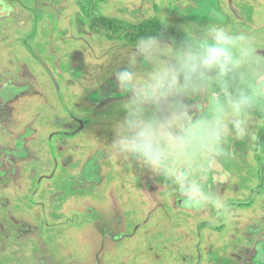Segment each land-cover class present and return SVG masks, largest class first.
<instances>
[{
    "label": "rangeland",
    "instance_id": "obj_1",
    "mask_svg": "<svg viewBox=\"0 0 264 264\" xmlns=\"http://www.w3.org/2000/svg\"><path fill=\"white\" fill-rule=\"evenodd\" d=\"M0 1V89L15 94L0 99V264H264V117L203 182L221 211L108 150L127 102L115 73L143 33L220 24L264 55V0ZM41 121L85 126L66 148Z\"/></svg>",
    "mask_w": 264,
    "mask_h": 264
},
{
    "label": "clouds",
    "instance_id": "obj_2",
    "mask_svg": "<svg viewBox=\"0 0 264 264\" xmlns=\"http://www.w3.org/2000/svg\"><path fill=\"white\" fill-rule=\"evenodd\" d=\"M181 30L179 41L143 36L126 53L115 80L127 102L108 150L162 174L187 207L221 211L225 202L203 182L229 156V136L257 139L250 112L264 99V55L251 36L220 24ZM200 103L210 105L207 114L199 112Z\"/></svg>",
    "mask_w": 264,
    "mask_h": 264
},
{
    "label": "crops",
    "instance_id": "obj_3",
    "mask_svg": "<svg viewBox=\"0 0 264 264\" xmlns=\"http://www.w3.org/2000/svg\"><path fill=\"white\" fill-rule=\"evenodd\" d=\"M1 2V1H0ZM5 4V3H4ZM4 6V5H3ZM1 4H0V13H2V7H3ZM6 9H8L7 7H6V4H5V6H4ZM8 14H10V13H8ZM3 15H7V14H0V16H3ZM28 54H30L28 51H27V53H26V55H28ZM23 59V58H22ZM21 60V59H20ZM17 87V85H14V86H12V88H14V90H15V88ZM11 88V87H10ZM17 89V88H16ZM12 90V89H11ZM13 90V91H14ZM5 89H0V99L1 100H3L4 102H9V101H12V99H14V96H15V94H14V92H12V91H10V90H8V92H7V94L8 95H6L5 93ZM14 94V95H13ZM7 96V97H6ZM77 123H79L78 121H77ZM82 124V123H81ZM40 125H48L47 123H43V121H41V123H40ZM79 126H83V128H84V124H82V125H70V124H68V125H63V126H58L59 128H57L56 126H53V125H48V128H49V130H50V133H49V135H48V138L50 137H52V139L54 138H56V135H58L59 137H60V139H59V141L62 143V144H64L65 145V147L67 148L68 146H67V144L65 143V139L66 138H71L72 137V135H74V134H76V128L77 127H79ZM58 130V131H57ZM67 133H69V134H67ZM62 139H64V141H62ZM60 145V144H59ZM58 145V146H59ZM49 153V152H48ZM50 154H52V153H50ZM55 154V153H54ZM55 159H56V157H55ZM59 166V165H58ZM218 190H219V188H218Z\"/></svg>",
    "mask_w": 264,
    "mask_h": 264
},
{
    "label": "trees",
    "instance_id": "obj_4",
    "mask_svg": "<svg viewBox=\"0 0 264 264\" xmlns=\"http://www.w3.org/2000/svg\"><path fill=\"white\" fill-rule=\"evenodd\" d=\"M143 36H150V35H146L145 33H143ZM166 34H170V31L167 32ZM141 36V37H143ZM175 36V35H174ZM251 114L258 116V117H264V99H260L257 101L256 106L251 110L250 112ZM260 143L259 144H264V127L261 129L260 132Z\"/></svg>",
    "mask_w": 264,
    "mask_h": 264
}]
</instances>
